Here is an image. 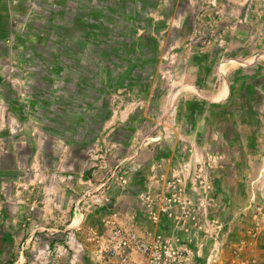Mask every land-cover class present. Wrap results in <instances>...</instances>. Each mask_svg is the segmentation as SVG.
Listing matches in <instances>:
<instances>
[{
    "label": "rangeland",
    "instance_id": "obj_1",
    "mask_svg": "<svg viewBox=\"0 0 264 264\" xmlns=\"http://www.w3.org/2000/svg\"><path fill=\"white\" fill-rule=\"evenodd\" d=\"M114 230L264 264V0H0V264Z\"/></svg>",
    "mask_w": 264,
    "mask_h": 264
},
{
    "label": "built area",
    "instance_id": "obj_2",
    "mask_svg": "<svg viewBox=\"0 0 264 264\" xmlns=\"http://www.w3.org/2000/svg\"><path fill=\"white\" fill-rule=\"evenodd\" d=\"M113 236L120 239L118 244L122 250L118 251L120 264H182V250L171 246L160 235L149 238H136L134 235L123 237L119 230H114ZM116 250L113 249V254ZM132 253L139 259H134Z\"/></svg>",
    "mask_w": 264,
    "mask_h": 264
}]
</instances>
